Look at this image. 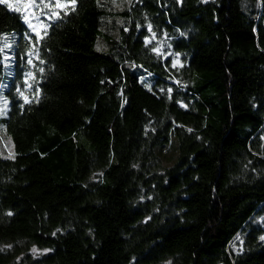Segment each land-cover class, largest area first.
Wrapping results in <instances>:
<instances>
[{
    "label": "trees",
    "instance_id": "trees-1",
    "mask_svg": "<svg viewBox=\"0 0 264 264\" xmlns=\"http://www.w3.org/2000/svg\"><path fill=\"white\" fill-rule=\"evenodd\" d=\"M66 2L0 3V264H264V0Z\"/></svg>",
    "mask_w": 264,
    "mask_h": 264
},
{
    "label": "rangeland",
    "instance_id": "rangeland-1",
    "mask_svg": "<svg viewBox=\"0 0 264 264\" xmlns=\"http://www.w3.org/2000/svg\"><path fill=\"white\" fill-rule=\"evenodd\" d=\"M56 3L52 7L51 0H6L17 8H20L27 17L28 24L35 28L36 32H40L45 28L46 21L53 18V13H57L60 9L56 7L57 3L65 4V0H55ZM131 0H104L107 8V15L104 18V30L108 33L115 34L121 26L124 25V19L121 12L130 4ZM67 4V2H66ZM33 27L32 30H33ZM150 35L147 42H156L158 46L166 40L159 38L149 27ZM101 45V44H100ZM8 112V102L3 99L0 94V119L5 117ZM0 153L4 156H13V142L4 132L3 126L0 125Z\"/></svg>",
    "mask_w": 264,
    "mask_h": 264
},
{
    "label": "snow or ice",
    "instance_id": "snow-or-ice-1",
    "mask_svg": "<svg viewBox=\"0 0 264 264\" xmlns=\"http://www.w3.org/2000/svg\"><path fill=\"white\" fill-rule=\"evenodd\" d=\"M6 0H0V3H5ZM70 3H71V6L74 10V7H75V3H76V0H70ZM11 6V5H9ZM68 4H61V3H57L56 7L58 8H62V9H67L68 8ZM17 11H19V9H17ZM53 15H56L58 16V13H53ZM25 20L27 21V17H25ZM30 27H33L31 24L29 25ZM46 27V26H45ZM33 31H35V28L33 27ZM46 34V33H45ZM37 36H39V32H37ZM42 38V37H41ZM25 102H28L27 99L25 100ZM262 239H264V237H262Z\"/></svg>",
    "mask_w": 264,
    "mask_h": 264
}]
</instances>
